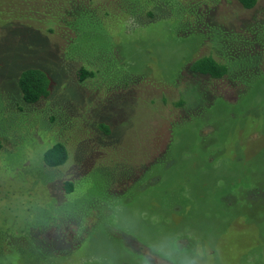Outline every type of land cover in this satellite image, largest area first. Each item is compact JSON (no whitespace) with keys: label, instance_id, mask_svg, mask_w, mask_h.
<instances>
[{"label":"rangeland","instance_id":"rangeland-1","mask_svg":"<svg viewBox=\"0 0 264 264\" xmlns=\"http://www.w3.org/2000/svg\"><path fill=\"white\" fill-rule=\"evenodd\" d=\"M207 1L0 0V264H141L164 234L264 264V76L189 72L214 55L198 12L239 31L264 0ZM31 67L52 86L36 104ZM57 143L68 160L48 167Z\"/></svg>","mask_w":264,"mask_h":264},{"label":"trees","instance_id":"trees-1","mask_svg":"<svg viewBox=\"0 0 264 264\" xmlns=\"http://www.w3.org/2000/svg\"><path fill=\"white\" fill-rule=\"evenodd\" d=\"M244 10H252L258 6L259 0H237ZM208 1L206 0V3ZM193 11V9H191ZM87 11L76 14V23L86 17ZM197 14V13H196ZM194 22L198 23L200 35L204 43L212 45L214 55H206L198 58L190 64L189 72L193 76H202L210 80L229 79L238 84L249 85L247 78H257L264 76V8L257 10V15L252 21L243 23L238 29H224L216 27L206 21V13H200L193 17ZM78 23V24H79ZM201 25V27H200ZM78 26L74 31L80 32ZM217 28L219 34L216 38L212 37L213 29ZM236 34V35H235ZM235 35V38H234ZM209 37V38H208ZM218 42L217 50L213 43ZM245 60L251 61L254 67L245 66ZM251 70L252 73H247ZM81 77L91 76L85 69L80 71ZM239 86V85H238ZM18 87L22 99L27 104H36L43 99H47L52 92L51 80L47 72L42 69L31 67L23 70L18 79ZM103 129L109 132L108 127L102 125ZM2 142L0 140V152ZM68 149L62 143L53 145L44 154V162L48 167H59L68 160ZM66 189L72 191V185L67 184Z\"/></svg>","mask_w":264,"mask_h":264},{"label":"clouds","instance_id":"clouds-1","mask_svg":"<svg viewBox=\"0 0 264 264\" xmlns=\"http://www.w3.org/2000/svg\"><path fill=\"white\" fill-rule=\"evenodd\" d=\"M210 249L199 242L189 245L180 235L164 234L151 240L141 264H212Z\"/></svg>","mask_w":264,"mask_h":264}]
</instances>
